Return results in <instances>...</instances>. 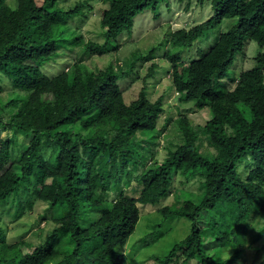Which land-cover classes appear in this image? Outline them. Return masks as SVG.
<instances>
[{"label": "trees", "instance_id": "obj_1", "mask_svg": "<svg viewBox=\"0 0 264 264\" xmlns=\"http://www.w3.org/2000/svg\"><path fill=\"white\" fill-rule=\"evenodd\" d=\"M167 1L109 0L100 15L104 43H98L71 30L80 3L64 10L59 0H0V264H132L125 247L141 219L140 205H156L175 180L183 185L196 177L200 195L178 196L158 210L191 227L155 264H245V236L254 222L257 250H264V0H211L208 20L167 34V42L188 49L206 31L238 19L198 59L185 63L180 52L165 54L181 100L211 117L196 128L177 120L182 141L162 162L141 163L140 151L162 133L164 98L151 100L142 89L126 101L119 81L134 63L93 71L83 63L131 33L137 14ZM251 41L261 48L255 66L227 88L231 64ZM62 49H78L77 61L55 74L50 65ZM155 51L143 60H154ZM156 68L153 62L148 75ZM5 131L12 132L7 139ZM201 135L216 151L212 157L201 151ZM134 176L138 196L126 192ZM37 202L46 207L41 219L54 228L37 244L9 241L5 217L21 219ZM210 237L219 247L215 254L206 248Z\"/></svg>", "mask_w": 264, "mask_h": 264}, {"label": "rangeland", "instance_id": "obj_2", "mask_svg": "<svg viewBox=\"0 0 264 264\" xmlns=\"http://www.w3.org/2000/svg\"><path fill=\"white\" fill-rule=\"evenodd\" d=\"M76 3L82 4L84 8L79 16L70 21L69 25L72 32L75 30L77 35H83L85 41L104 43L102 36L104 29L101 26L100 15L102 10L109 6V0H59L58 7L68 10ZM212 15L211 0H168L157 9L150 8L137 14L133 31L131 33L124 32L118 37L117 41L109 42L106 48L111 49L110 51L103 55L98 53L90 57L86 55L84 58L85 68L91 71L96 68L102 69L109 63H126L128 66L134 63V68L130 74L119 81L127 102L137 99L142 89H145L151 100H156L161 96L164 98L166 110L160 116L157 126L158 131L162 133L155 141L154 146L145 143L144 147L146 148L140 151L141 163L149 164L154 160L162 162L167 156L169 148L182 141V132L177 123L180 118L187 119L190 125L196 128L198 125L205 124L211 117L210 110L201 111L194 104L181 100L172 85L170 73L172 62L165 54L167 52L173 54L180 52L181 60L185 63L198 59L202 53L214 45L221 34L227 32L238 20L237 18L226 19L221 25L206 31L194 43L193 47L188 49L175 46L171 41H166L167 34L171 30L189 29L205 22ZM118 43L119 48H113ZM152 48L156 50L155 59L144 61L143 55ZM260 50L261 48L257 42L251 41L243 52L236 56L229 68V76L225 81L227 88L232 89L235 86L236 83L232 80L233 77L255 66V57ZM77 51L78 49L71 53L67 49H62L55 62L50 65V70L56 74L68 65L75 63L77 61L75 57ZM153 62L157 63V68L154 74L149 76V68ZM5 84H7V92L12 90V86L8 81H5ZM11 134V131H5L3 137L7 139ZM198 143L204 155L212 157L216 154V151L209 147L205 136L201 135ZM240 170L245 175L248 166L244 165ZM140 171L138 170L135 176ZM135 176L130 186L126 188V192L130 196H138L141 190ZM201 182L202 180L199 177L193 178L183 185L175 180L170 195L165 196L158 204L140 205L141 219L136 231L125 247L132 264H155L154 257H163L175 243L189 234L191 227L189 220L182 217L164 219L158 213V210L176 203L178 196L182 199H190L191 194L200 195L203 192ZM114 196L115 194L112 193L111 198ZM45 209L46 207L42 203L37 202L34 209L27 211L21 219L15 221L10 215L5 217L8 240L14 242L25 239L34 244L42 242L54 228V224L50 219H41V214ZM248 228L245 236V264H264V250H257L261 246V241L257 239V235L253 231L259 229V225L254 222ZM151 232L154 234L148 236ZM209 239L206 242V248L211 252L214 251L213 254H215L219 247L212 237ZM190 264L199 263L192 261Z\"/></svg>", "mask_w": 264, "mask_h": 264}]
</instances>
